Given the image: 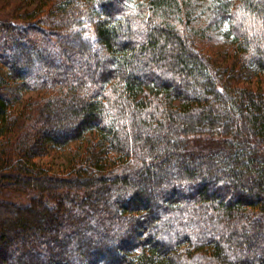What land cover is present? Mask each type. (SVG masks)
<instances>
[{
    "label": "trees",
    "instance_id": "trees-1",
    "mask_svg": "<svg viewBox=\"0 0 264 264\" xmlns=\"http://www.w3.org/2000/svg\"><path fill=\"white\" fill-rule=\"evenodd\" d=\"M15 14L0 17V264H264V0Z\"/></svg>",
    "mask_w": 264,
    "mask_h": 264
},
{
    "label": "rangeland",
    "instance_id": "rangeland-1",
    "mask_svg": "<svg viewBox=\"0 0 264 264\" xmlns=\"http://www.w3.org/2000/svg\"><path fill=\"white\" fill-rule=\"evenodd\" d=\"M31 0H0V17H13L15 16L16 9L24 7L25 4L29 3ZM210 49L214 51H220L222 52L224 49H226V45L224 41L219 39L217 42L210 43ZM69 152L64 151H52V154L47 158L45 157L43 160H51L53 164L60 167L64 166ZM5 196V195H4ZM9 200H16L18 202H26V198L24 195H17V194H9L6 195ZM5 196V197H6Z\"/></svg>",
    "mask_w": 264,
    "mask_h": 264
}]
</instances>
